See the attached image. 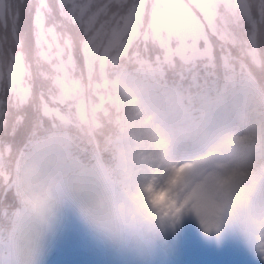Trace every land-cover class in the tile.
<instances>
[{
  "label": "clouds",
  "instance_id": "obj_1",
  "mask_svg": "<svg viewBox=\"0 0 264 264\" xmlns=\"http://www.w3.org/2000/svg\"><path fill=\"white\" fill-rule=\"evenodd\" d=\"M107 95L115 115L102 142L90 121L61 123L19 154L10 179L20 210L0 225V264H37L36 242L62 200L104 241L147 254L179 227L182 211L165 215V205L193 209L189 196L204 187L217 232L235 227L264 243V82L240 71L170 80L145 64L115 70ZM161 193L168 199L154 203Z\"/></svg>",
  "mask_w": 264,
  "mask_h": 264
},
{
  "label": "snow or ice",
  "instance_id": "obj_2",
  "mask_svg": "<svg viewBox=\"0 0 264 264\" xmlns=\"http://www.w3.org/2000/svg\"><path fill=\"white\" fill-rule=\"evenodd\" d=\"M113 2L117 7L124 9L126 14L117 13L118 19L113 18L116 27L112 30L111 37L101 53L99 46L95 43L99 33L97 36H91L89 33L94 30V21L98 15L107 13ZM95 6L97 12L87 17V20L86 13L93 7V0H88L87 3H80L78 0H59L56 11L69 22L81 25L84 33V39L81 41V56L86 69L87 86L95 88L98 94L101 89L107 91V85L110 82L109 66L114 70L111 76L122 66L134 67L145 64L156 68L166 76L165 69H174L177 60L182 65L192 66L188 68L189 72L194 71L197 62L205 61V78L211 77L213 73L208 72L207 69L215 68L217 60L213 39L220 42V61L224 76L237 72V57L232 55V48L238 49L241 56L247 60L245 62L244 59H240V72L257 80L253 69L264 70V51H261L258 40L259 29L264 26V0H192L191 4L185 3L184 0H134L130 6L125 0H109V4ZM12 7L11 0H0V20L12 12ZM193 8L198 12H194ZM34 11L33 35L38 55L45 60H50L52 45L48 41L49 37L57 39L56 15L49 0H38ZM49 24L52 26L49 27ZM16 31L14 18L13 32ZM138 40H143L145 43V51H147V44L151 42L161 50V55L153 59L137 51L129 56L128 49ZM17 46L20 50L11 56L6 75L3 65H0V93H9V103L11 104L14 99L15 107L19 108L30 102L34 90L31 84L25 86V78L30 77L31 73L25 64L23 44L19 39ZM45 47L48 51H43ZM57 47L59 48V45ZM72 47L71 40H68L64 48L56 53L57 75L53 77V85L58 95H53L52 100L57 104H65L69 110L76 109V120L73 121L71 111L64 114L59 110L50 109L43 90L39 94L40 103L37 111L43 116L53 115L55 119L69 126L74 125L76 121H90L95 127L101 128L99 114L108 115L103 105L110 102V97L107 95L106 100L104 95H99V103L93 104L89 113L88 105L81 99L84 90L79 87L84 85V73L80 78L75 76L77 63L71 51ZM121 57H124L128 64L121 65L119 63ZM97 75L99 79L94 82V77ZM177 75L180 79H184L183 72ZM196 79L198 77L193 76V80ZM5 81L6 88L3 83ZM3 107L4 102L0 100V109ZM3 115V111H0V117ZM41 126L42 123L38 119L36 127ZM35 134L33 132V136ZM184 167L177 171V179L181 177ZM3 176L4 186L10 190L14 189L8 175L5 173ZM148 190L151 191V187ZM166 199H168L167 195L161 193L154 198V203L164 204ZM189 199L206 230L214 229L216 223L210 188L194 190ZM182 209L183 205L177 206L176 201L172 200L170 204L165 205L164 214L178 215ZM4 215L10 219L17 213L5 212Z\"/></svg>",
  "mask_w": 264,
  "mask_h": 264
},
{
  "label": "rangeland",
  "instance_id": "obj_3",
  "mask_svg": "<svg viewBox=\"0 0 264 264\" xmlns=\"http://www.w3.org/2000/svg\"><path fill=\"white\" fill-rule=\"evenodd\" d=\"M81 3H87L88 0H80ZM38 0H32L35 8ZM127 5H131L134 0H125ZM185 3L191 4L192 0H184ZM13 5L12 12L5 16L3 20H0V65H3L5 75L7 73V64L10 61L11 56L18 50L17 40L22 42V36H18L15 42L10 39V28L13 26L14 18L17 26V14L13 15L16 10V3H28V0H11ZM109 0H93V7L86 13L87 17L97 12L95 5L99 4L103 6L108 4ZM114 3V2H113ZM34 8V10H35ZM121 8L113 4L108 8L107 13H101L94 21V30L89 33L91 36H97L95 41L96 45L99 46L100 52L103 53V47L107 45L108 40L111 37L112 30L116 27L113 22V18L118 19L117 13L120 15L126 14V12H120ZM194 12H198L197 9H192ZM54 12H57L53 9ZM35 11L33 14L34 20ZM80 25V24H79ZM33 27V23L31 24ZM49 27L52 25L49 24ZM103 27V31L101 28ZM29 28V27H28ZM57 39L49 37V43L52 45L51 59L45 60L38 55L36 44L34 45H23L22 51L25 56V64L30 68V64H33L35 70L41 75H45L42 80L32 79V76L25 78V86L31 84L39 94L40 90H43L47 85L53 83V77L57 75L55 65L58 63L56 53L64 48L68 39L65 31L56 28ZM59 45V48L57 47ZM43 51H48L47 47ZM73 55L74 52L71 49ZM115 53H113L114 55ZM130 56V55H129ZM76 63L78 61L76 59ZM79 66V64L77 65ZM79 68V67H78ZM32 69V67H31ZM30 69V70H31ZM109 73V72H108ZM109 73V78L111 74ZM99 79L97 75L94 77V82ZM259 81L264 82V78ZM84 85L86 80H83ZM6 88V81L3 82ZM54 86V85H53ZM83 96L81 99L88 105L89 113L93 104L99 103V95H104L107 100V91L101 89L99 94L95 88H89L85 85ZM53 95H58L57 89L54 87L50 92ZM2 100L4 102L3 111L4 121L7 124V138L10 142H7L0 138V154L4 158L7 165L8 177L12 169L14 168L15 162L21 152L17 148L18 143L24 141L26 135L31 134V129L26 134L28 123H31V128L36 129L37 120L39 119L42 123L41 127H38L41 131L47 122L46 116L41 115L36 110V117L32 119L30 107L27 104L22 105V112H16L19 108L15 107L16 101L12 99L11 104L9 103L10 94L7 92L1 93ZM39 100H40V96ZM109 105V107L107 106ZM104 108L107 110L108 115L104 116L103 113L99 114V120L102 127L99 132L107 133L105 126L107 123H111L110 113L111 104L106 102ZM14 108V112L8 110V108ZM49 108L52 110H59L57 107L50 103ZM73 121L76 120V109H74ZM60 111V110H59ZM38 116V117H37ZM50 116V115H49ZM15 118V122H9ZM18 125L20 127V137L16 139L18 133ZM99 139V138H98ZM99 142H102L99 139ZM16 148V149H15ZM10 170V172L8 171ZM5 178L0 176V204H4L6 195H9V201H11L10 210L13 213L19 211V205L16 198L14 189H8L5 185ZM50 217L59 219L60 226L57 231L51 230L48 227L42 231L37 242V264H121L119 248L114 247L102 238L93 233L82 221L76 205L69 200H62L54 202L50 208ZM6 217L2 215L0 210V218ZM245 234L235 227H225L223 231L217 232L215 229L206 230L205 226L201 222V219L197 215L194 209L186 208L181 212V218L179 221V227L174 231L173 234L169 235L166 240L160 242L154 251L147 254H138L130 252L132 264H169L171 260H178L181 264H264V243L260 242V250L256 254H248L244 248L243 241H245ZM256 257V260L254 259Z\"/></svg>",
  "mask_w": 264,
  "mask_h": 264
},
{
  "label": "trees",
  "instance_id": "obj_4",
  "mask_svg": "<svg viewBox=\"0 0 264 264\" xmlns=\"http://www.w3.org/2000/svg\"><path fill=\"white\" fill-rule=\"evenodd\" d=\"M78 2L81 3L80 0H78ZM49 3L51 4L52 8L54 10H56L57 5L59 3V0H49ZM113 4H115V3H112L111 6ZM34 8H35V5H34V3H32V0H28V3H16V10L12 14L13 15L17 14V26H16L17 31L13 32V26H11L9 36H10V39L12 40V42H15L16 38L20 35V36H22L21 39H22V44L24 46H26V45L32 46V44L34 45L35 40H34V35H33V27L31 26V24L33 23ZM120 12L124 13L126 11L124 9H122V10H120ZM54 15H56L57 29L59 30V28H61L62 31H65L68 39L73 38L72 50H73L74 56L77 59L78 64H79V66H77L75 76L77 78H80L81 74L84 73V79L86 80L85 85H88V80H87V76H86V69L84 68L83 58L81 56V41L84 39V33L81 30V25H79V23L69 22L64 17L60 16L58 12H54ZM258 40H259L261 51H264V26L260 27V29H259ZM213 44H214L216 56H217L216 67L215 68H209V69H207V71L213 73V76L208 77V78H212L214 80V79L223 78L224 77V71H223V68L221 66V61H220V55H221L220 42L213 39ZM145 47L146 46H145V43L143 42V40H138L134 43V45L131 48L128 49V55H130V56L134 55L137 51H139L142 55H146V56L151 57L153 59L156 56L161 55V50L158 47L154 46L151 42H149L147 44V51H145ZM231 52H232V55L234 57H237V71H239L240 59H244L245 62H247V60H246V58L241 56V53L239 52L238 49L232 48ZM119 63L121 65H126V64H128V61L124 57H121ZM205 63H206L205 61L197 62V65L195 66L194 71L189 72L188 68H190L192 66L182 65L181 62L179 60H177L176 66L174 69H165V71L167 73L166 77L170 80H180V76L177 75V73L183 72L184 79L186 81H191L193 79L194 73L197 70L199 73H202V75L205 76V69H204ZM31 67H32V69H31ZM28 71L31 73L33 82H34V79L42 80L45 78V75H41L37 72V69L35 70L32 63L30 64V68L28 69ZM253 71L255 73L257 80L264 78V70L253 69ZM108 72H109V69H108ZM32 87H33L34 92H33L32 99L28 103V105L30 107V112H28L27 114L33 113L32 119H35L37 106L40 103L38 96H39L41 90H40L39 94L37 95V93L34 89V86H32ZM53 88H54L53 83H50L49 85H47L43 89V92L45 93V96H44L45 100L48 101L49 105L51 103L52 105L57 107L61 113L68 114L69 111H71L72 112V119H73V115H74L73 109L69 110V108L65 104H57L52 100V94L50 92L52 91ZM0 100H2L1 93H0ZM107 106L109 107V105H107ZM8 110L11 112H14V108L9 107ZM22 111H23V109L19 108L16 112H22ZM112 113H113V110L111 108L110 114H112ZM46 118H47V122L43 124L45 130L52 129L53 124H56V125L61 124V123H59L60 120L55 119L53 117V115L46 116L45 119ZM15 121L16 120L14 118L13 120H11L9 122H15ZM110 124L111 123H107L106 126H109ZM106 126H105V131H106ZM30 129H31V131L33 130L31 128V123H28L26 134L29 132ZM7 131H8V127L4 121V117L2 116V117H0V138L7 141V142H10L7 138ZM21 133H24V132H21ZM21 133H20V127L18 125V133L16 135V139H18L20 137ZM107 135H108L107 133H102V132L98 131L96 138H99L102 141L103 138ZM3 203L4 204H0L1 212L2 211L8 212V210L11 207V201H9V195H6ZM6 218L8 219V217H6Z\"/></svg>",
  "mask_w": 264,
  "mask_h": 264
}]
</instances>
